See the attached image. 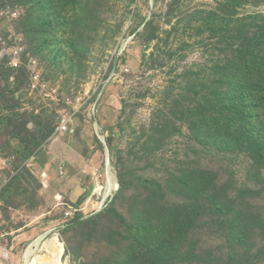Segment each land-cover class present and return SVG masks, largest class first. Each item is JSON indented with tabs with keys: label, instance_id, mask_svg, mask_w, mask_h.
Segmentation results:
<instances>
[{
	"label": "rangeland",
	"instance_id": "374dc122",
	"mask_svg": "<svg viewBox=\"0 0 264 264\" xmlns=\"http://www.w3.org/2000/svg\"><path fill=\"white\" fill-rule=\"evenodd\" d=\"M0 187V264H264V0H0Z\"/></svg>",
	"mask_w": 264,
	"mask_h": 264
},
{
	"label": "bare ground",
	"instance_id": "6f19581e",
	"mask_svg": "<svg viewBox=\"0 0 264 264\" xmlns=\"http://www.w3.org/2000/svg\"><path fill=\"white\" fill-rule=\"evenodd\" d=\"M106 169L108 171L111 170L108 153H107V166H106ZM114 184H115V181L113 180L112 183L109 186H105L103 188L99 187L97 189V193L102 197V200H101L100 204L103 205L107 201V199L113 194V192L116 190ZM43 239H45V238H42L39 241H37V243L32 245L30 247L29 251H28V255L32 256V258L29 257L28 260H30V262H32L33 264H51V261L53 259L51 254H49L47 257H42V256L37 254L35 248H39L41 246V242H42Z\"/></svg>",
	"mask_w": 264,
	"mask_h": 264
},
{
	"label": "built area",
	"instance_id": "2783aa9c",
	"mask_svg": "<svg viewBox=\"0 0 264 264\" xmlns=\"http://www.w3.org/2000/svg\"><path fill=\"white\" fill-rule=\"evenodd\" d=\"M16 43H17V39H16ZM3 44L6 45L7 43L4 42ZM24 51H25V46H23V45L21 44V42H18V43L16 44V47H13L12 50L9 51L10 55H12V56H13V59H14V61H13V62H10L9 65H11V66H18L17 60L20 58V56H22L21 54H23ZM4 53H5V52H3V54H4ZM3 54H2V55H3ZM36 79L38 80L39 78L37 77ZM45 177H47V174H44V178H45ZM2 187H3V186H2ZM2 187H0V190H1ZM0 202H1V201H0ZM42 242H45V240H42ZM48 242H49V241H48ZM46 257H47V256H46Z\"/></svg>",
	"mask_w": 264,
	"mask_h": 264
}]
</instances>
